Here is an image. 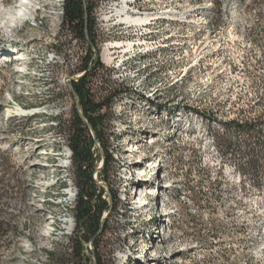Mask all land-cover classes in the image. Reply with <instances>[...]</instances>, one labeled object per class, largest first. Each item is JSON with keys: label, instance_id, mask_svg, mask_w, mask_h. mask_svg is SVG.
I'll list each match as a JSON object with an SVG mask.
<instances>
[{"label": "rangeland", "instance_id": "1", "mask_svg": "<svg viewBox=\"0 0 264 264\" xmlns=\"http://www.w3.org/2000/svg\"><path fill=\"white\" fill-rule=\"evenodd\" d=\"M61 1L0 0V264H60L75 231L63 136L76 101L65 78L80 74L84 46L68 43ZM22 3L27 15L11 27L4 13ZM176 10L158 27L159 52L119 70L107 24L104 36L95 27L102 67L90 87L97 100L109 85L121 90L102 130L114 163L110 185H97L118 205L98 253L107 264H264L263 181L225 153L246 136L218 126L264 120V0H182ZM101 167L98 157L94 177Z\"/></svg>", "mask_w": 264, "mask_h": 264}, {"label": "trees", "instance_id": "2", "mask_svg": "<svg viewBox=\"0 0 264 264\" xmlns=\"http://www.w3.org/2000/svg\"><path fill=\"white\" fill-rule=\"evenodd\" d=\"M93 1L62 0L61 4L62 29L66 31L68 43L76 41L84 46L83 55L76 68L77 72L84 74L78 81H71L70 85L71 93L75 101L77 97L81 115L87 124L76 110L75 103L72 108V119L64 126L63 136L71 151L70 161L77 189L72 210L75 231L69 237V255L62 261L60 260V264H107L103 254L98 253L99 241L106 232L110 215L118 205L117 192L111 190L109 192L97 185V180L110 185L114 160L106 150L107 140L102 130L108 127L105 112L110 110L113 100L121 95V90L119 87L114 88L109 85L100 92V98L97 100L90 87L89 80L98 77L97 72L102 67L100 60L94 57L95 52L92 50V46L96 49L97 39L92 17ZM260 3L261 0H249L251 7H257ZM259 17L264 20V14H259ZM2 92L1 89L0 94ZM195 113L199 112L195 110ZM218 126L224 134L231 132L238 136H246L247 140L241 144L226 143L225 153L234 158L238 157L237 159L243 162V174L261 179L264 185V141L262 140L264 137L260 134L264 132V120L219 121ZM90 129L95 134L98 146L104 152L102 156L98 155ZM98 157H102L103 164L95 175L96 179L94 174ZM105 214L108 215L104 218ZM6 231V225L0 220V241L6 235ZM91 241V246L95 251L94 253L91 250L93 260L85 258L87 250L85 245L90 244Z\"/></svg>", "mask_w": 264, "mask_h": 264}, {"label": "bare ground", "instance_id": "3", "mask_svg": "<svg viewBox=\"0 0 264 264\" xmlns=\"http://www.w3.org/2000/svg\"><path fill=\"white\" fill-rule=\"evenodd\" d=\"M180 2L182 0H104L105 12L100 17V22L106 23L109 29L108 47L118 49L120 54V58H112L117 59L111 64L112 67L116 70L126 68L141 58L149 60L154 53L159 52L160 44L156 43L158 27L160 24L173 25ZM212 5L210 1L209 6ZM25 6L27 5L22 3L6 9L4 14L7 16V24L13 27L15 23H19L27 15ZM114 53L113 51L112 54ZM198 64L200 61L194 65ZM7 111L11 113L10 109ZM25 112L18 108L15 114Z\"/></svg>", "mask_w": 264, "mask_h": 264}, {"label": "water", "instance_id": "4", "mask_svg": "<svg viewBox=\"0 0 264 264\" xmlns=\"http://www.w3.org/2000/svg\"><path fill=\"white\" fill-rule=\"evenodd\" d=\"M92 50L95 52V55H94V57L96 58L97 57V53H96V51H95V49H94V47L92 46ZM84 73H81V74H79L78 76H76V77H68V78H65V82L67 83V82H71V81H78L79 79H80V77L83 75ZM68 86V88L72 91V87H71V85L70 84H68L67 85ZM76 110L78 111V113H79V115L81 116V118H82V120L87 124V121L82 117V115H81V111H80V105H79V101H78V99H77V97H76ZM89 126V125H88ZM90 132H91V135H92V137H93V139H94V141H95V144H96V146L97 147H99L98 146V144H97V141H96V139H95V134L93 133V131L90 129ZM100 148V147H99ZM99 151L102 153V149L100 148L99 149ZM102 164H103V159H102ZM108 195H109V192H108ZM107 215L108 214H105L104 215V218L105 217H107ZM103 218V219H104ZM92 244V241L90 242V245Z\"/></svg>", "mask_w": 264, "mask_h": 264}, {"label": "built area", "instance_id": "5", "mask_svg": "<svg viewBox=\"0 0 264 264\" xmlns=\"http://www.w3.org/2000/svg\"><path fill=\"white\" fill-rule=\"evenodd\" d=\"M94 9H95V7H94ZM94 9H93V13H92V17H93V20H94V25H95V27L98 26L99 29L102 31V34H103V30H102L101 27H100V19H95V18H94ZM103 10H105V6H102V11H103ZM103 36H104V34H103ZM100 57H101V61H102V63H103V52H101Z\"/></svg>", "mask_w": 264, "mask_h": 264}]
</instances>
